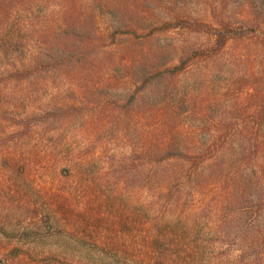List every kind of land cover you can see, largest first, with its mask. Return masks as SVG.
I'll list each match as a JSON object with an SVG mask.
<instances>
[{
	"label": "rangeland",
	"instance_id": "1",
	"mask_svg": "<svg viewBox=\"0 0 264 264\" xmlns=\"http://www.w3.org/2000/svg\"><path fill=\"white\" fill-rule=\"evenodd\" d=\"M66 1L39 0L35 27H53ZM101 1L77 0L94 13V31L112 54L100 69L88 58L14 81L9 71L40 47L26 37L22 6L13 8V24L0 26V264H264V203L235 190L239 133L222 126H246L245 139L264 133V0H159L156 13L130 12L129 26L144 16L146 33L154 19L179 14L182 27L126 42L108 36L116 28ZM223 31L229 40L215 51ZM14 37L17 54L6 55ZM133 42L161 49V62L192 47L202 55L119 107L135 86L104 68ZM129 61L121 59L126 69ZM171 142L189 160H160ZM262 149L237 175L252 177Z\"/></svg>",
	"mask_w": 264,
	"mask_h": 264
},
{
	"label": "trees",
	"instance_id": "2",
	"mask_svg": "<svg viewBox=\"0 0 264 264\" xmlns=\"http://www.w3.org/2000/svg\"><path fill=\"white\" fill-rule=\"evenodd\" d=\"M134 1L136 2L135 8H132V5L130 4L131 1L129 0H102L98 4L100 10L107 16H110L114 21H112V27L115 26L116 29H113V31L108 34L113 42H116L117 35L120 36L122 42H126L127 37L130 38V34L134 35L135 37H140V34H143V36H149L160 29L168 30L170 28H177L179 26L182 27V24L179 23L180 15L177 14L174 22L169 20L162 21L161 24L158 25V21H155L154 19V22L151 23L154 25V27L151 26V28L148 29L149 31H146V33H139L140 30L142 32L147 28V25L143 22V20H140L141 17L144 18V16H140L138 19L139 21L135 22V27L129 26L132 23L128 19L132 18V15L134 14L137 16L140 15L139 11H143L142 9L145 11L150 10L152 14L153 12L156 13L158 9L160 10L161 5L158 3L159 0ZM137 1H141L140 6L138 5ZM38 2L39 0H0V26H8L10 23L13 24V8L17 5L22 6L24 11H26L25 16L28 21L26 37H28L30 42L35 43L37 44V47H40L38 56L30 59V62L27 65H13L14 69L10 70L7 74L12 80L23 81L30 80L32 78H38L51 72H57L58 70L62 69L63 66H66L67 68L69 67L70 69L68 71H70L71 69H74V67H77L79 64L78 62L85 61L88 58V60L95 58V61L97 60L96 63H98L97 65L100 66L99 69L104 66V63L108 64L106 60L109 57H112V54L104 47L105 45H102L105 43L103 35L98 36L94 31L96 24L94 23V13L91 10L85 11L83 6L80 7L77 0H67L66 7L62 12V18L58 19L53 27L44 26V30H39L37 27H35V20L39 19V16H36L35 10L36 5H39ZM262 8H264V6ZM76 12L79 13L75 14ZM130 12H133L132 15H129ZM183 26L185 25L183 24ZM191 28L196 29L197 25L192 26ZM2 37L3 35L0 34V39ZM16 40L17 37H14V39L11 38L8 44L3 46L6 55L9 52L17 54V51L14 48L17 43ZM228 40L227 32H219L216 35L213 49L215 51L221 50L226 45ZM83 43H86L87 46L83 47ZM138 45L133 42L127 44V46L123 48L121 59L123 58L130 60L129 69L124 67L125 65L121 62V59L119 62L114 64L113 62L115 61L111 62L104 68L107 74L112 77H119L120 74L124 72L125 76L129 77V82H132V84L135 86L134 92L129 95L127 102L123 103L122 105L118 104L117 106L119 107L130 106V103L132 105L137 98L136 94L138 92L143 91L155 81L160 82V78L179 73L187 67L190 61L194 60L199 55H202V51L199 48L195 49L192 47L188 53L186 52V55H184V53L183 56L178 55V53L177 55L170 54L169 56H166L168 60L161 62V49H159L160 51L158 50L156 52L155 50L154 52V50H152L153 48L151 47V50L148 51V49H144L142 46ZM45 48H47V50H45L46 53L42 51ZM100 52L101 55L99 57L94 56V54ZM151 54L153 59H151ZM90 55L91 58L89 57ZM74 58H77V60L74 61ZM174 59L176 60V63H173L172 60ZM79 86H82V83H79ZM72 107H75V105ZM165 111L166 110L164 107V112ZM222 126L224 132H228V130L233 129L234 136L239 133V140H237L239 141V152L237 155L232 154L233 162L237 163L240 161L238 162L239 165L235 166V175L231 177L233 186L241 196H244L245 192L249 191L248 198L251 200V202H255L261 207V204L264 203V159L259 168L250 170L253 173L252 177L255 179L252 177L246 180L243 179L244 176L242 173L237 175V167H241L243 165L242 162L245 163L247 161V165H249L250 160L253 161V155H256L258 147L264 145V133L259 137L254 135L256 132L255 131L251 138L249 137L250 139H245L248 134L246 126H243L241 129H236L232 127V119L223 123ZM241 132L243 137L240 135ZM231 141L233 140L227 141L230 146L232 145ZM166 147H168V149L160 148V160L172 161L176 158H181L180 160L182 161L189 160L187 158H183L181 153H177L183 151H179V147L176 146L174 142L169 143ZM231 150H233V148ZM234 150L236 152V149ZM262 150L264 152V149ZM234 165L236 164H233V166ZM224 169H228V166ZM219 178H221V176ZM229 179L230 178L227 180Z\"/></svg>",
	"mask_w": 264,
	"mask_h": 264
}]
</instances>
